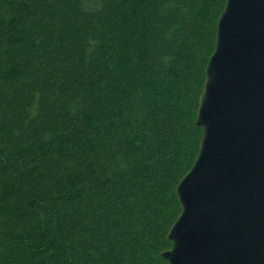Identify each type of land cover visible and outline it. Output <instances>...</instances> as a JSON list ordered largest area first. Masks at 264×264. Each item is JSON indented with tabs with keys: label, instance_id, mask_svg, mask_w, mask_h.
<instances>
[{
	"label": "trees",
	"instance_id": "obj_1",
	"mask_svg": "<svg viewBox=\"0 0 264 264\" xmlns=\"http://www.w3.org/2000/svg\"><path fill=\"white\" fill-rule=\"evenodd\" d=\"M225 0H0V264H168Z\"/></svg>",
	"mask_w": 264,
	"mask_h": 264
},
{
	"label": "water",
	"instance_id": "obj_2",
	"mask_svg": "<svg viewBox=\"0 0 264 264\" xmlns=\"http://www.w3.org/2000/svg\"><path fill=\"white\" fill-rule=\"evenodd\" d=\"M199 149L176 185L168 264H264V0H225L205 66Z\"/></svg>",
	"mask_w": 264,
	"mask_h": 264
}]
</instances>
